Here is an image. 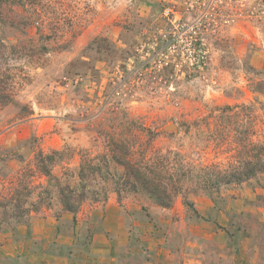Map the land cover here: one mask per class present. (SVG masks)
Returning a JSON list of instances; mask_svg holds the SVG:
<instances>
[{"label":"rangeland","instance_id":"rangeland-1","mask_svg":"<svg viewBox=\"0 0 264 264\" xmlns=\"http://www.w3.org/2000/svg\"><path fill=\"white\" fill-rule=\"evenodd\" d=\"M6 1L0 15L15 23L0 25V42L18 52L0 49L15 86L0 109V196L23 185L33 208L49 184L35 157L66 151L52 171L65 182L125 116L156 134L142 140L149 154L175 151L197 166L229 167L241 132L264 143V0H12L13 10ZM241 105L251 110L216 109ZM217 117L219 150L203 124ZM50 188L49 209L18 218L15 201L0 207V264H264V174L191 194L199 217L181 197L163 209L111 193L75 218Z\"/></svg>","mask_w":264,"mask_h":264},{"label":"trees","instance_id":"trees-1","mask_svg":"<svg viewBox=\"0 0 264 264\" xmlns=\"http://www.w3.org/2000/svg\"><path fill=\"white\" fill-rule=\"evenodd\" d=\"M6 4L10 6V10H13L11 9V5H14L12 0H7L3 6ZM13 19L10 17L9 21H5L0 15V25L7 23L14 26ZM0 49L15 56L18 52L13 45L6 46L1 42ZM13 81L14 76L10 69L0 72V109L15 101ZM238 108L244 111L251 107L241 105L217 107L216 109L222 112H233ZM29 113L28 107H25L23 114L28 115ZM237 116V114L234 115V117ZM234 117H230V119L233 120ZM219 119L221 120L220 117L213 118L210 124L203 122L208 130L213 132L208 135V141L210 140L211 144H214V149L217 150L224 146L221 133L225 127L220 124ZM113 122H115L113 125L115 132L105 134L107 138L106 150L95 156L87 152L82 153L78 170L73 173L67 169L63 173L65 182H62V178L54 177L52 171L56 165L70 159V157H65L66 151L54 150L50 154L41 151L39 157H35L36 171L33 172L48 178L49 184L45 188L42 184L36 187L44 188V191L38 194L37 201L32 203L33 208L23 207L22 197L29 198L32 195V190L23 185L21 191L15 188L6 196H0V207L5 209L8 204L15 201L14 215L18 218L32 212L37 213L42 206L49 209L51 204L45 205V201L49 200L52 195L50 187L53 182L58 188L62 212L72 214L75 218L85 203L105 204L111 193L117 195L120 204L130 197L134 199L142 197L163 209H171L176 200L181 197L185 206L196 217H199V213L190 199L191 194L199 192L211 194L215 191L218 192L222 187L241 186L256 179L259 174H264V143L253 139L251 133L245 135L246 132H241L240 136L234 137L235 140L228 144L230 152L235 153L229 167L223 168L222 165L215 163L197 166L188 163L185 156L179 152L149 154L148 148L144 147L145 144L142 143V140L144 137H148V141H150L156 134L140 125L136 120L125 116L123 119H115ZM239 126L246 127L244 124ZM255 134L256 130L253 136ZM31 171L32 169L28 170V174ZM28 174L24 172L22 177H27ZM30 176L34 177L35 173ZM71 178H77L76 186L70 183ZM19 184H21V180H19ZM12 194L13 196H11Z\"/></svg>","mask_w":264,"mask_h":264},{"label":"crops","instance_id":"crops-1","mask_svg":"<svg viewBox=\"0 0 264 264\" xmlns=\"http://www.w3.org/2000/svg\"><path fill=\"white\" fill-rule=\"evenodd\" d=\"M109 201H111V199Z\"/></svg>","mask_w":264,"mask_h":264}]
</instances>
